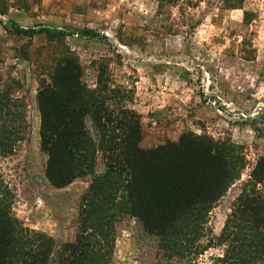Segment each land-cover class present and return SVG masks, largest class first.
<instances>
[{"label": "rangeland", "instance_id": "obj_1", "mask_svg": "<svg viewBox=\"0 0 264 264\" xmlns=\"http://www.w3.org/2000/svg\"><path fill=\"white\" fill-rule=\"evenodd\" d=\"M178 1L0 0V89L14 88L25 125L10 152L0 153V191L7 192L8 214L21 227L69 242L81 219L89 175L53 188L38 147L36 89L49 81L66 48L77 56L80 79L90 89L106 60L101 78L117 90L120 105L139 115L141 149L176 142L185 133L236 147L244 162L238 180L204 216L218 236L246 174L264 160V0L229 8L215 6L216 0L191 8L180 3L195 0ZM15 26L64 35L58 42L43 33L19 36L12 34ZM102 167L97 155L93 171ZM113 226L109 264H213L221 253L210 247L192 260L158 262L154 238L136 219L126 216Z\"/></svg>", "mask_w": 264, "mask_h": 264}, {"label": "trees", "instance_id": "obj_2", "mask_svg": "<svg viewBox=\"0 0 264 264\" xmlns=\"http://www.w3.org/2000/svg\"><path fill=\"white\" fill-rule=\"evenodd\" d=\"M199 1L180 4L191 8ZM239 1L214 4L229 8ZM158 2L172 6L179 1ZM38 33L57 42L63 34L44 28L12 30L26 37ZM105 61L99 65L95 88L90 89L80 79L77 56L65 48L34 98L47 183L62 188L89 175L74 239L60 242L21 227L8 214L7 192L1 189L0 264H109L114 221L126 216L154 238L158 262L192 260L207 248L221 247L213 264H264V160H256L246 174L218 236L213 237L204 216L238 180L244 162L234 152L236 147L185 133L176 142L141 149L139 115L120 105L113 96L117 90L101 78L107 75ZM13 89L8 85L0 89L3 155L23 137L25 126L24 104L13 97ZM97 155L103 167L95 173Z\"/></svg>", "mask_w": 264, "mask_h": 264}]
</instances>
